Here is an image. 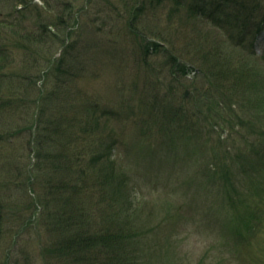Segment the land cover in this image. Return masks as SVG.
<instances>
[{
	"label": "rangeland",
	"instance_id": "1",
	"mask_svg": "<svg viewBox=\"0 0 264 264\" xmlns=\"http://www.w3.org/2000/svg\"><path fill=\"white\" fill-rule=\"evenodd\" d=\"M131 1L0 0V170L14 159V175L22 174L15 181L8 175L12 183L0 193V264H47L44 203L33 205L42 197L38 142L48 149L47 126H66L67 115L90 123L89 151L101 141L114 146L115 165L132 184L138 264H264V104L235 105L226 116L220 110V120L202 121L184 137L170 132L146 90L191 97L208 85L196 72L176 82L163 55L143 62L128 29ZM67 5L78 24L62 46L52 35L63 37V25H54L67 20ZM171 6L160 12L163 26ZM45 23L54 27L48 32ZM41 36L44 43L33 41ZM257 45L261 55L264 34ZM27 173L35 178L30 183Z\"/></svg>",
	"mask_w": 264,
	"mask_h": 264
},
{
	"label": "trees",
	"instance_id": "2",
	"mask_svg": "<svg viewBox=\"0 0 264 264\" xmlns=\"http://www.w3.org/2000/svg\"><path fill=\"white\" fill-rule=\"evenodd\" d=\"M169 1L172 6L165 12L163 26L160 12ZM254 2L252 6L248 0H132L127 4L128 29L139 43L143 62L152 65L151 56L163 55L176 82L182 83L179 77L184 80L187 74L196 72L208 85L205 94L195 93L188 98L185 93L178 97L175 89L168 97L155 88L146 90L155 114L161 115L171 127L170 132L178 130L177 134L184 137L202 121L220 120V110L226 116L235 105H257L259 110L264 104V91L260 88L264 73L255 59L264 67V52L260 55L257 45L264 34V7L257 0ZM24 10L29 11L27 5ZM66 11L67 20L61 17L59 25L53 24L56 29L64 27L62 38L58 33L52 35L62 46L78 24L71 5H67ZM208 25L210 30L206 29ZM52 26L45 23L43 28L49 32ZM215 29L219 32L213 35ZM43 39L35 37L33 41L44 43ZM71 46L67 44V53ZM236 49H241L243 55ZM64 54L58 60L61 65ZM159 101L161 107L157 106ZM1 108L2 104L0 111ZM107 114L108 110L101 112L103 117ZM89 124L79 116L67 115L66 126H47L48 149L43 148L42 141L38 142L44 159L37 161L35 170L42 197L33 205L44 203L47 240L42 257L47 264H138L136 213L130 203L132 184L115 165L112 143L101 141L95 153L86 148L90 145L85 146ZM176 125L179 129H174ZM7 162L9 168L0 170V177L4 171L7 176V183H0V193L12 183L8 175L14 181L22 177L19 172L14 175V159ZM27 177L28 183L35 179L30 173ZM3 208L0 194V239L5 235Z\"/></svg>",
	"mask_w": 264,
	"mask_h": 264
},
{
	"label": "water",
	"instance_id": "3",
	"mask_svg": "<svg viewBox=\"0 0 264 264\" xmlns=\"http://www.w3.org/2000/svg\"><path fill=\"white\" fill-rule=\"evenodd\" d=\"M188 94V93H187Z\"/></svg>",
	"mask_w": 264,
	"mask_h": 264
}]
</instances>
